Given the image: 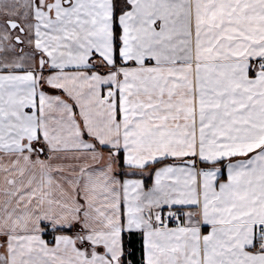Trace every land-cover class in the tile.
<instances>
[{"label": "snow or ice", "instance_id": "obj_1", "mask_svg": "<svg viewBox=\"0 0 264 264\" xmlns=\"http://www.w3.org/2000/svg\"><path fill=\"white\" fill-rule=\"evenodd\" d=\"M0 264H264V0H0Z\"/></svg>", "mask_w": 264, "mask_h": 264}]
</instances>
